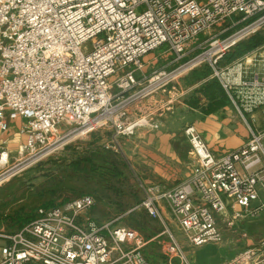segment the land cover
<instances>
[{
	"label": "built area",
	"instance_id": "obj_1",
	"mask_svg": "<svg viewBox=\"0 0 264 264\" xmlns=\"http://www.w3.org/2000/svg\"><path fill=\"white\" fill-rule=\"evenodd\" d=\"M230 27L208 37L207 50L186 60L202 34L227 20ZM264 27V0H0V187L22 163L34 165L70 143L105 129L117 138L140 128H159L166 108L159 95L195 69L209 65L236 103L234 87L219 64L242 40ZM91 42L92 48L87 44ZM164 48L176 66L147 72L145 57ZM244 87L264 82L242 81ZM152 101L154 112L145 107ZM22 120L18 156L3 136ZM184 133L201 169L178 186L146 184L136 207L115 218L88 216L96 200L86 194L40 207L14 233L0 232V264H151L147 239L119 221L138 208L158 219L169 240L166 264H192L161 207L167 205L193 246L220 244L219 216L234 220L264 211V128H250L241 148L217 156L194 125ZM139 178V177H138ZM255 201H260L254 206ZM264 264L249 248L231 264Z\"/></svg>",
	"mask_w": 264,
	"mask_h": 264
},
{
	"label": "crops",
	"instance_id": "obj_2",
	"mask_svg": "<svg viewBox=\"0 0 264 264\" xmlns=\"http://www.w3.org/2000/svg\"><path fill=\"white\" fill-rule=\"evenodd\" d=\"M144 61L147 72L158 68V57L152 58L148 55ZM222 67L224 80L234 87L232 93L236 96V103L222 80L210 71V67L198 68L159 95L158 99L166 108L157 116L158 129L144 127L132 137L117 138L126 160L140 173L147 185L158 183L172 188L201 169V162L184 133L188 125L197 128L217 156L226 155L244 146L250 139L251 127L264 128V87L242 85V81L253 82L255 78L258 82H264V44L233 60L226 57ZM149 104L151 105L145 109L154 112L152 101ZM21 124L22 120L13 121L10 131L3 134L8 139L12 152L17 150L13 148V144L18 147L23 140L18 131ZM104 141L105 138L102 139V144ZM263 192L261 189L262 195ZM259 203L260 201H255L254 206ZM161 210L183 243L192 264H231L253 246H256L258 252L264 253V241L253 245L249 239L243 243L223 241L220 244L193 246L185 239L173 220L168 206L163 204ZM88 216L97 221L106 220L97 215L93 208ZM256 218L264 219V211ZM162 230L152 237H147H157L145 248L151 264H166L170 254L169 243L164 247L165 250L162 248L163 263L155 262V257L149 252V245L162 244V240L166 238L164 235L159 236ZM243 236L245 237L246 233H243ZM244 244L247 246L239 247L238 252H232L236 249L235 246ZM239 263L242 264L241 261Z\"/></svg>",
	"mask_w": 264,
	"mask_h": 264
},
{
	"label": "rangeland",
	"instance_id": "obj_3",
	"mask_svg": "<svg viewBox=\"0 0 264 264\" xmlns=\"http://www.w3.org/2000/svg\"><path fill=\"white\" fill-rule=\"evenodd\" d=\"M238 19L234 17L233 21L227 20L222 27L212 31L211 34H202L199 40L190 46L186 60L206 51L207 39L212 34L230 27L221 35L225 36L246 25L241 23L239 26L231 27ZM87 46L91 49V42ZM164 51V48H160L149 57H158V67L174 68L176 63L173 62V57ZM112 140V130H100L85 139L70 143L63 150L34 165L28 162L20 164L14 171L15 174H12L0 187V232L18 231L36 217L40 207L59 205L86 194L95 197L96 203L93 209L97 215L106 220L122 215L139 205L145 197L144 185L141 181L143 179L126 160L124 154L114 149ZM13 145V148L18 149L19 145L18 147L16 144ZM16 156L18 154L15 151L12 157ZM76 160L81 161L79 166L75 164ZM228 214L224 216L225 218L218 219L219 227L225 235L224 241L243 243L249 239L253 245L264 241V219L245 218L234 220L231 224L229 222L232 221L231 211H228ZM227 217H230V220H227ZM118 224L132 227L146 238L158 234L163 229L162 223L149 216L143 208L126 214ZM243 233H246L245 237ZM168 243L169 240L164 238L162 244L149 245V252L155 257V262H164L161 252ZM244 246L247 245L235 246L236 249L232 252H238V248ZM252 248L257 249L256 246Z\"/></svg>",
	"mask_w": 264,
	"mask_h": 264
},
{
	"label": "trees",
	"instance_id": "obj_4",
	"mask_svg": "<svg viewBox=\"0 0 264 264\" xmlns=\"http://www.w3.org/2000/svg\"><path fill=\"white\" fill-rule=\"evenodd\" d=\"M264 44V30H261L253 35H251L250 37L242 40L241 42H239L232 51H230L224 58L223 60L228 57L230 60H233L235 58H238L240 56H242L243 54H245L246 52L250 51V50H253V49H256L257 47L261 46ZM223 60L219 63L221 66H222V62ZM202 67H210V71H213L214 73V70L212 69L211 66L209 65H203L199 68H202ZM198 69V68H197ZM196 70V69H195ZM79 161V160H78ZM77 160L75 161L76 165H80V162H78Z\"/></svg>",
	"mask_w": 264,
	"mask_h": 264
}]
</instances>
